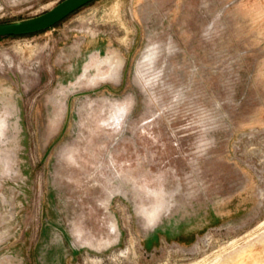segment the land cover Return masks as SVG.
Wrapping results in <instances>:
<instances>
[{
	"label": "rangeland",
	"instance_id": "obj_1",
	"mask_svg": "<svg viewBox=\"0 0 264 264\" xmlns=\"http://www.w3.org/2000/svg\"><path fill=\"white\" fill-rule=\"evenodd\" d=\"M0 264H264V0H96L0 38Z\"/></svg>",
	"mask_w": 264,
	"mask_h": 264
},
{
	"label": "water",
	"instance_id": "obj_2",
	"mask_svg": "<svg viewBox=\"0 0 264 264\" xmlns=\"http://www.w3.org/2000/svg\"><path fill=\"white\" fill-rule=\"evenodd\" d=\"M94 1L96 0H65L62 3H60L58 6H56L54 9L50 10L49 12L37 18L24 22L0 25V38L29 36L52 29L55 26H57L59 23L64 21L66 18L73 15L74 13H76L77 11H79L80 9L84 8L85 6L89 5ZM115 105L117 106L118 104H114L113 108L115 107ZM125 108L126 107H124L123 109L122 116L119 115V119L116 120L113 117L115 116L114 115L115 112L113 109L112 125L116 126L115 130H117V128L120 127V125H122L124 116L126 115ZM163 192L166 194L164 190ZM166 196L168 200V195L166 194ZM172 206H175V204H171L169 201H167V205L165 206V208H163L160 218L154 222L152 227H148L143 223L142 226L145 231L151 230L153 232L146 241V245L148 248H151L152 245L157 241L158 235L160 233L169 236V233L163 232L160 227L164 224L165 221L164 217L170 214ZM115 221L111 222V226L109 230L112 235V239H108V240H101L95 242L90 237H87L83 229L80 228L84 236L83 239L88 240V243L98 248H93V246H90L89 244L87 245H80L78 243L77 244L79 246L89 248L90 252H95V253L97 252L98 254L108 252L111 248L118 246L120 244L122 233L119 230V226L116 219Z\"/></svg>",
	"mask_w": 264,
	"mask_h": 264
},
{
	"label": "built area",
	"instance_id": "obj_3",
	"mask_svg": "<svg viewBox=\"0 0 264 264\" xmlns=\"http://www.w3.org/2000/svg\"><path fill=\"white\" fill-rule=\"evenodd\" d=\"M244 134V132H241V133H239L238 135H237V137L239 136V135H243ZM237 137H235V139L233 140V142H232V145H231V154H233V150H234V141L236 140V138ZM238 139V138H237ZM230 160L234 163V164H236L237 166H239V167H241L242 169H244V170H247V171H249L250 172V169H248V167H246L244 164H242L239 160H237V159H235V157H230Z\"/></svg>",
	"mask_w": 264,
	"mask_h": 264
},
{
	"label": "flooded vegetation",
	"instance_id": "obj_4",
	"mask_svg": "<svg viewBox=\"0 0 264 264\" xmlns=\"http://www.w3.org/2000/svg\"><path fill=\"white\" fill-rule=\"evenodd\" d=\"M74 252H76V251H72V255H74ZM74 257V256H73Z\"/></svg>",
	"mask_w": 264,
	"mask_h": 264
},
{
	"label": "crops",
	"instance_id": "obj_5",
	"mask_svg": "<svg viewBox=\"0 0 264 264\" xmlns=\"http://www.w3.org/2000/svg\"><path fill=\"white\" fill-rule=\"evenodd\" d=\"M159 235H165V234L160 233ZM159 235H158V236H159Z\"/></svg>",
	"mask_w": 264,
	"mask_h": 264
},
{
	"label": "trees",
	"instance_id": "obj_6",
	"mask_svg": "<svg viewBox=\"0 0 264 264\" xmlns=\"http://www.w3.org/2000/svg\"><path fill=\"white\" fill-rule=\"evenodd\" d=\"M12 38H15V37H12Z\"/></svg>",
	"mask_w": 264,
	"mask_h": 264
}]
</instances>
